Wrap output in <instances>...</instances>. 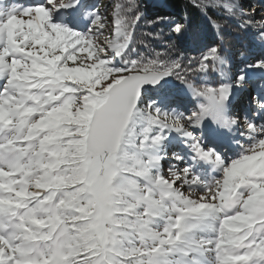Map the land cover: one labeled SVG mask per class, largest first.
<instances>
[{
	"label": "snow or ice",
	"instance_id": "obj_1",
	"mask_svg": "<svg viewBox=\"0 0 264 264\" xmlns=\"http://www.w3.org/2000/svg\"><path fill=\"white\" fill-rule=\"evenodd\" d=\"M188 3L218 37L195 55L186 19L145 20L137 0L110 15L80 0L0 10V264H264V86L234 110L250 77L221 35L231 21L264 42V16L243 0ZM62 9L85 30L54 20ZM183 95L198 106L181 111ZM209 118L247 147L226 158ZM173 133L187 161L169 156Z\"/></svg>",
	"mask_w": 264,
	"mask_h": 264
},
{
	"label": "trees",
	"instance_id": "obj_2",
	"mask_svg": "<svg viewBox=\"0 0 264 264\" xmlns=\"http://www.w3.org/2000/svg\"><path fill=\"white\" fill-rule=\"evenodd\" d=\"M255 5L262 4L261 0H247ZM246 5V0H243ZM154 3V6L152 5ZM27 6L30 4L19 3L16 6ZM140 10L145 14V20L154 19L157 16L167 17L170 20H178L180 18L186 19L189 29L180 38L184 48L188 49L195 55L197 51L202 49L205 45L217 41L218 37L215 33V29L204 19L196 9H193L188 0H141L139 2ZM247 6V5H246ZM259 20L260 17L256 16ZM226 25L224 31L221 33L223 37L224 54L229 58V62L232 66V72H237L240 69L235 66L237 60L243 59L245 56L253 54V44L250 39L251 33L249 31H239L231 21H221ZM164 25H160L163 27ZM144 22H141V28L137 32V38H141V33L149 31ZM159 29H157L158 31ZM166 31V29H165ZM239 31V34L237 32ZM241 67L246 68V64L241 62ZM219 78V77H217ZM172 82L179 87V82L172 78Z\"/></svg>",
	"mask_w": 264,
	"mask_h": 264
},
{
	"label": "rangeland",
	"instance_id": "obj_3",
	"mask_svg": "<svg viewBox=\"0 0 264 264\" xmlns=\"http://www.w3.org/2000/svg\"><path fill=\"white\" fill-rule=\"evenodd\" d=\"M87 2H90V3H92V6H96L97 5V0H86ZM100 3H99V5H98V8L100 9V11L102 12V13H104V14H108V15H110V13H111V11H112V5L114 4V2H115V0H98ZM141 0H137V2L139 3ZM37 2H43V0H33V1H31V2H29V4H33V3H37ZM254 3H256V2H253V3H251V2H249V1H247L246 0V5L247 6H249L250 5V8H249V10L251 9V8H255V9H257V12H256V16H259V17H261V16H264V4H258V5H255L256 7H254ZM153 6H154V3L152 4ZM63 15H64V17H67V15H65L64 13H63ZM63 15L62 14H60V13H58V14H55L54 15V20H60V19H63ZM83 21L82 22H84L85 24H87L88 23V21L87 20H84V19H82ZM71 21H74V19L72 18L71 19ZM87 22V23H86ZM72 23V22H71ZM77 23V22H76ZM87 27V26H86ZM85 27V28H86ZM79 28V27H78ZM85 28H83L81 31H83V30H85ZM250 32H252L253 33V31L251 30V31H249V33ZM255 32V31H254ZM248 33V32H247ZM107 34V33H106ZM252 41V40H251ZM261 55H264V51L260 54V56ZM259 56V55H258ZM245 61H247V62H249V61H252L251 59H248V58H245L244 59ZM240 68V67H239ZM250 70V69H249ZM249 70H246V72L247 71H249ZM248 76L250 77V79H249V81L244 85V87H243V89H241V90H247L248 88H252V89H254L253 88V86H252V83H254V82H256V81H258L257 79H258V77L259 76H257V75H255L253 72H251V73H248ZM258 85H262L261 84V82H258ZM240 90V89H239ZM254 91V90H253ZM236 93V92H235ZM247 93H245L244 95H246ZM252 94H254L253 92H252ZM244 95H243V97H241V98H239L240 99V101H242V99H244ZM250 96V95H249ZM247 97H248V95H247ZM246 97V98H247ZM187 101V103H186V105H182V109H181V111H192V110H194L198 105H197V103L196 102H194L192 99H187L186 100ZM204 123V122H203ZM189 130H191V129H189ZM169 156H171V153H169ZM165 164H167L168 165V167H169V165L171 164V163H173V161L171 160V159H169L168 161H166V162H164ZM182 167V166H181ZM167 174V173H166ZM184 191H185V194H189V192H188V190L187 189H184ZM188 192V193H187ZM199 192L198 191H195V192H193L192 193V195H193V198H197V196H199L200 194H198Z\"/></svg>",
	"mask_w": 264,
	"mask_h": 264
},
{
	"label": "bare ground",
	"instance_id": "obj_4",
	"mask_svg": "<svg viewBox=\"0 0 264 264\" xmlns=\"http://www.w3.org/2000/svg\"><path fill=\"white\" fill-rule=\"evenodd\" d=\"M188 193V192H187Z\"/></svg>",
	"mask_w": 264,
	"mask_h": 264
},
{
	"label": "water",
	"instance_id": "obj_5",
	"mask_svg": "<svg viewBox=\"0 0 264 264\" xmlns=\"http://www.w3.org/2000/svg\"><path fill=\"white\" fill-rule=\"evenodd\" d=\"M150 87V86H149Z\"/></svg>",
	"mask_w": 264,
	"mask_h": 264
}]
</instances>
